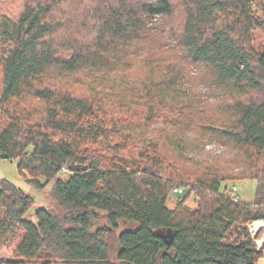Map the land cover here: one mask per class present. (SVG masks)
Here are the masks:
<instances>
[{
	"label": "trees",
	"instance_id": "obj_1",
	"mask_svg": "<svg viewBox=\"0 0 264 264\" xmlns=\"http://www.w3.org/2000/svg\"><path fill=\"white\" fill-rule=\"evenodd\" d=\"M7 5L0 0V157L18 161L37 190L53 184L64 214L40 208L27 220L35 198L0 180V251L11 254L0 264H257L262 253L247 224L264 220V0ZM156 18H178L172 31L184 55L157 42ZM140 61L149 72L135 80ZM84 69L106 72L102 99L99 86L79 96L62 85ZM200 85L215 89L213 103ZM25 97L46 105L39 119ZM190 133L215 138L234 156L185 157L186 142L195 144ZM244 179L257 181L253 202L222 190ZM177 187L185 193L170 209ZM99 212L109 224L93 230ZM121 223L139 227L119 234L112 260L107 239Z\"/></svg>",
	"mask_w": 264,
	"mask_h": 264
},
{
	"label": "rangeland",
	"instance_id": "obj_2",
	"mask_svg": "<svg viewBox=\"0 0 264 264\" xmlns=\"http://www.w3.org/2000/svg\"><path fill=\"white\" fill-rule=\"evenodd\" d=\"M11 6H3L8 10H13L14 5L17 6V2L18 0H7ZM14 4V5H12ZM16 10V9H15ZM173 21L176 23H178V18H169V19H160V18H156L155 22H159V26H160V30L159 32L162 35V40L161 41H157L159 44H164L163 46H165V51L170 50L171 54H175L177 56H182L184 55V51H182L178 45V42L176 41L175 37L173 36ZM152 24V22H151ZM259 43L264 41V36L260 35V37L258 38ZM180 66L181 65H186V63L180 60ZM105 69V68H102ZM135 80L137 79H141L143 80L147 73L149 72V70L145 67L144 61H140L139 62V66L135 67ZM191 74L195 77H197L198 75V71L197 69H195L194 67H191ZM92 71L90 69H84L80 75H76L75 77H73L72 79H66L65 81L62 82V85L64 86V88H68V89H73L74 91H76V94L80 95H90L92 94V90L93 86L98 87V89L94 90L96 94L99 95V98L102 99L103 98V94L109 92L107 89H103L101 88V84H103L102 80H106L108 79V77H106V72H99L97 74H93L91 73ZM111 75V74H109ZM80 76V77H79ZM78 77V78H77ZM110 79H115V76L110 77ZM62 86V88H63ZM90 86V87H89ZM91 88V89H90ZM199 90L203 93L202 96L203 98L206 100V102L208 103H213L216 99L215 96L213 95V93L215 92V89L213 90V92L209 91L208 88H206L204 85H200L199 86ZM100 93V94H99ZM102 94V95H101ZM113 100H117V96H114ZM22 105H24V107H27L28 109V105H31L32 107H37L35 109V111H32L34 113V116H36V119L40 118V114L41 112L43 113V109L46 107V105L42 102H39L37 100H35L33 97H25L22 101ZM4 116L0 115V121L2 123H4ZM2 118V120H1ZM207 120H205L204 118L202 119V122H206ZM0 122V123H1ZM163 128V125L161 123H157L154 125V129H161ZM188 142L190 143H195L194 145H191L190 147H188L189 145H187L186 142V146H185V157L188 158H194L196 159L198 162L200 161L201 163H204L202 161H207V162H211L213 160L214 157L219 156L222 157L224 162H227V160L231 159L234 156L235 151L219 142L218 140H216L215 138H211L210 136L208 137H201L200 134H194V133H190L188 136ZM186 138V139H187ZM196 141V142H195ZM133 151L135 152L136 149ZM171 158H173L174 163H176V158L174 156H171ZM237 158V157H236ZM236 164V163H233ZM228 166V165H227ZM233 166V165H232ZM175 171V168H173ZM234 169V166H233ZM235 172H238L239 170H242V168L240 167L239 163H237L235 165ZM181 170V169H179ZM178 170V171H179ZM204 171V169L202 170V172ZM176 173H183L182 171H179ZM63 178H65L66 176H61ZM0 180H7L12 182L13 184H15L18 188H20L21 190H23L26 194L31 195L33 198H35V206L30 210V212L27 214V216L25 217L27 220L29 221H33L35 222V213L37 212L38 209L40 208H45L48 209L52 212H60L61 214H64V212L61 210V208L59 207V205L57 204L56 200L52 197L51 195V191H52V187L53 184H50L47 188H45L44 191H39L36 188L30 186L27 183V178L22 176L19 173L18 170V161H10V160H0ZM236 188V190L238 191L239 196L241 197L242 201L244 202H253L255 200L256 197V189H257V181L254 180H240V181H235V182H224L222 184V190L227 194V195H232L233 189ZM181 201V199L178 198L177 195H175L174 193H172L169 197V201L167 203V206L170 209H174L177 207L178 203ZM199 199L198 197H196L195 195L192 196V198L190 197L187 201H186V205L189 208V211H194L195 209H197L198 204H199ZM253 222V221H252ZM250 222L249 224H247V229H248V233H249V237L252 240L254 247L256 249V251L258 252V245H261L262 250H260V252L262 253V257L259 260V262L257 264H264V227L260 228V230L258 229L257 231H252L249 228V225L252 223ZM108 221L106 218V214L103 212H99V216L97 218V220L93 221V230H96L97 228L100 227H105L108 226ZM139 227V225L135 224V223H121L120 224V228L117 232H115L112 236H110L107 239L108 244L111 247V254H110V258L112 260H115L119 251V243H118V236L120 233L127 231V230H136ZM1 257H6L9 258L11 257V254L8 253V251L6 249H2L0 251V258Z\"/></svg>",
	"mask_w": 264,
	"mask_h": 264
},
{
	"label": "built area",
	"instance_id": "obj_3",
	"mask_svg": "<svg viewBox=\"0 0 264 264\" xmlns=\"http://www.w3.org/2000/svg\"><path fill=\"white\" fill-rule=\"evenodd\" d=\"M0 160H1V157H0ZM184 193H185V189H184V188H179V187H177V188L174 189V194H176V195H182V194H184ZM232 196L235 198V200H236L237 202H239V201L242 200L241 197L239 196L238 191L236 190V188L233 189ZM263 221H264V220H263ZM258 222H260V220H258V221H253V222L249 225L250 230H252V231H257V228H258L257 223H258ZM262 227H264V226H262ZM259 230H260V229H259ZM261 247H262L261 245H258V250H259V251L262 250Z\"/></svg>",
	"mask_w": 264,
	"mask_h": 264
},
{
	"label": "bare ground",
	"instance_id": "obj_4",
	"mask_svg": "<svg viewBox=\"0 0 264 264\" xmlns=\"http://www.w3.org/2000/svg\"><path fill=\"white\" fill-rule=\"evenodd\" d=\"M257 226H258L257 230L262 228V226H264V221L260 220V222L257 223Z\"/></svg>",
	"mask_w": 264,
	"mask_h": 264
},
{
	"label": "water",
	"instance_id": "obj_5",
	"mask_svg": "<svg viewBox=\"0 0 264 264\" xmlns=\"http://www.w3.org/2000/svg\"><path fill=\"white\" fill-rule=\"evenodd\" d=\"M240 263H243L242 261Z\"/></svg>",
	"mask_w": 264,
	"mask_h": 264
}]
</instances>
